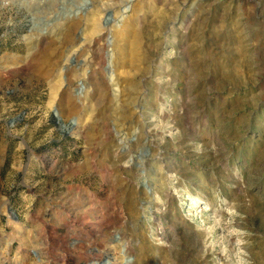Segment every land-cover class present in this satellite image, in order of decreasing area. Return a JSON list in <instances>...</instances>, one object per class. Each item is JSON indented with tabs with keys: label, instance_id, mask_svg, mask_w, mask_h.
Segmentation results:
<instances>
[{
	"label": "rangeland",
	"instance_id": "1",
	"mask_svg": "<svg viewBox=\"0 0 264 264\" xmlns=\"http://www.w3.org/2000/svg\"><path fill=\"white\" fill-rule=\"evenodd\" d=\"M0 264H264V0H0Z\"/></svg>",
	"mask_w": 264,
	"mask_h": 264
}]
</instances>
